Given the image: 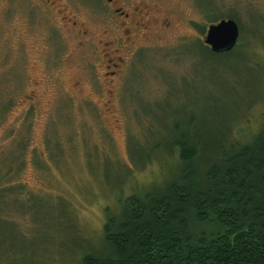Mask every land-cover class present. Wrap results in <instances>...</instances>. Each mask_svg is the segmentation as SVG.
<instances>
[{
    "label": "rangeland",
    "instance_id": "1",
    "mask_svg": "<svg viewBox=\"0 0 264 264\" xmlns=\"http://www.w3.org/2000/svg\"><path fill=\"white\" fill-rule=\"evenodd\" d=\"M116 1L140 4L135 25L103 0L57 13L0 0V174L30 142L15 179L27 192L0 196V264H75L77 247H98L105 209L171 177L175 124L204 143L246 142L264 124V0ZM219 3L243 26L230 56L193 46Z\"/></svg>",
    "mask_w": 264,
    "mask_h": 264
},
{
    "label": "trees",
    "instance_id": "2",
    "mask_svg": "<svg viewBox=\"0 0 264 264\" xmlns=\"http://www.w3.org/2000/svg\"><path fill=\"white\" fill-rule=\"evenodd\" d=\"M221 5L210 12L204 8L209 21L233 18L242 34L236 11L225 12ZM196 26L206 32V26ZM238 45L215 53L202 40L193 44L197 51L216 57L233 55ZM227 136L204 143L199 135L193 139L187 127L175 124L162 144L167 155L176 154L171 177L142 192L123 194L115 211L105 209L101 244L77 247L73 262L264 264V124L246 142H230ZM29 143L22 137L15 146L16 160H3L8 165L0 174V196L27 192L15 179Z\"/></svg>",
    "mask_w": 264,
    "mask_h": 264
},
{
    "label": "water",
    "instance_id": "3",
    "mask_svg": "<svg viewBox=\"0 0 264 264\" xmlns=\"http://www.w3.org/2000/svg\"><path fill=\"white\" fill-rule=\"evenodd\" d=\"M241 29L233 18H222L210 23L204 34L203 42L215 53H224L233 50L238 44Z\"/></svg>",
    "mask_w": 264,
    "mask_h": 264
},
{
    "label": "flooded vegetation",
    "instance_id": "4",
    "mask_svg": "<svg viewBox=\"0 0 264 264\" xmlns=\"http://www.w3.org/2000/svg\"><path fill=\"white\" fill-rule=\"evenodd\" d=\"M103 1H105V3L111 8L109 12L111 11L113 16H116L118 19L121 18L124 27L126 24L128 25L129 23H132L133 25H135L136 18L141 13H143V11L140 10V7H139L140 4H137V3L133 4V8L131 10L132 13L126 12V11L125 13L124 11H120V8L116 6L120 4L116 0H103ZM46 2L51 6V9L54 10L55 13L60 12L63 7L65 6L67 7L66 3L63 6L61 5V0H46ZM62 17L63 18H60V19H67L65 15H63ZM130 32H132L131 29L127 27V30L126 28L124 29L123 34L128 35L127 33H130ZM118 50L116 49V51Z\"/></svg>",
    "mask_w": 264,
    "mask_h": 264
}]
</instances>
